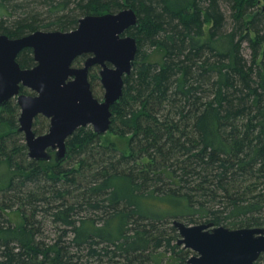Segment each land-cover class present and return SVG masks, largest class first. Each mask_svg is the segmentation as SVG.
Returning a JSON list of instances; mask_svg holds the SVG:
<instances>
[{
    "label": "trees",
    "instance_id": "obj_1",
    "mask_svg": "<svg viewBox=\"0 0 264 264\" xmlns=\"http://www.w3.org/2000/svg\"><path fill=\"white\" fill-rule=\"evenodd\" d=\"M38 1L43 12L26 3L16 14L23 3L0 0V34L136 12L127 30L136 55L107 131L126 137L127 150L86 125L66 139L65 159L35 160L9 99L0 110V264H188L174 219L264 227V0ZM17 61L33 66L32 50Z\"/></svg>",
    "mask_w": 264,
    "mask_h": 264
},
{
    "label": "water",
    "instance_id": "obj_2",
    "mask_svg": "<svg viewBox=\"0 0 264 264\" xmlns=\"http://www.w3.org/2000/svg\"><path fill=\"white\" fill-rule=\"evenodd\" d=\"M138 23L136 12L126 7L82 16L68 31L37 29L15 38L0 34V110L10 98H17L18 130L24 134L29 157L48 161L53 152L60 162L69 152L66 139L78 127L90 125L98 135L108 131L110 107L121 99L137 50L136 38L123 32ZM25 48L32 50L35 62L29 68L17 61ZM82 55H88L83 65L74 66ZM92 66L99 67L101 98L92 92ZM21 86L34 94L20 92ZM38 114L49 119V127L36 135L32 123ZM173 225L179 233L177 244L193 252L188 264H254L264 253V227L228 228L177 219Z\"/></svg>",
    "mask_w": 264,
    "mask_h": 264
},
{
    "label": "rangeland",
    "instance_id": "obj_3",
    "mask_svg": "<svg viewBox=\"0 0 264 264\" xmlns=\"http://www.w3.org/2000/svg\"><path fill=\"white\" fill-rule=\"evenodd\" d=\"M14 2H17V3H23V6H19L17 7V10H16V14H19L21 13L22 9L24 10L26 7V3H28V8L29 10H33V11H40V12H43V10L45 9L43 7V3L41 4L38 0H14ZM259 6L262 7V12H264V3L263 1H260L258 3ZM246 46V44L244 43V47ZM245 53L248 54V49L245 47V50H244ZM80 64H82V61L80 63H78L76 66H80ZM94 73H97V78L92 80L90 78V81H91V88H92V92L94 94L95 97L97 98H101L102 95H103V87L101 86L100 84V81L98 79V71L97 69L93 71ZM44 117H39L37 118L35 124L37 127H44ZM47 128H44L43 132L46 131ZM102 139L104 140H110V141H113L117 147L121 150V151H126L127 150V138L126 137H119V136H116V135H113V134H110L109 132H105L103 135H102Z\"/></svg>",
    "mask_w": 264,
    "mask_h": 264
},
{
    "label": "flooded vegetation",
    "instance_id": "obj_4",
    "mask_svg": "<svg viewBox=\"0 0 264 264\" xmlns=\"http://www.w3.org/2000/svg\"><path fill=\"white\" fill-rule=\"evenodd\" d=\"M132 27V26H131ZM131 27H129V28H131ZM129 28H127L124 32H123V34L124 35H130V34H128L127 33V30H129ZM132 36V35H131ZM82 56H84L83 58H82V64H80V66H82L83 65V62H84V60H85V58L88 56V55H82ZM73 65L74 66H76L77 64H75L74 62H73ZM32 67V66H31ZM76 67H79V66H76ZM91 68H96L97 69V71H98V66H92ZM90 68V69H91ZM90 71V70H89ZM23 86H21L20 87V92H22V93H25V94H34L31 90H29L28 88H26V87H23V88H26V89H28L29 90V92H23V91H21V88H22ZM10 99H15V102H16V104H17V98L16 97H12V98H10ZM18 105V104H17ZM19 107V106H18ZM19 113H20V108H19ZM38 116H41V117H44V118H46L45 116H43V115H41V114H38V115H36L35 117H34V120H33V123L35 122V120H37L36 118L38 117ZM47 120H48V127H49V119L48 118H46ZM33 123H32V129H33V131L35 132V130H34V126H33ZM48 127H47V129H46V131H44V132H39V133H36L35 132V134L36 135H39V134H43V133H46L47 132V130H48ZM41 130V129H40ZM42 131V130H41ZM23 133V132H22ZM23 136H24V134H23ZM24 141H25V139H24ZM25 144H26V141H25ZM51 152V151H50ZM51 154H52V157H51V159H54V153L53 152H51ZM40 161H42V160H40ZM45 161V160H44Z\"/></svg>",
    "mask_w": 264,
    "mask_h": 264
}]
</instances>
